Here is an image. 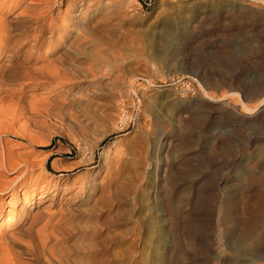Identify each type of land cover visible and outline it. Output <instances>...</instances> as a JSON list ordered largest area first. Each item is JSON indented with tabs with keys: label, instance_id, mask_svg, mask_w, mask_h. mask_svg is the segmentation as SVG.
Listing matches in <instances>:
<instances>
[{
	"label": "rangeland",
	"instance_id": "rangeland-1",
	"mask_svg": "<svg viewBox=\"0 0 264 264\" xmlns=\"http://www.w3.org/2000/svg\"><path fill=\"white\" fill-rule=\"evenodd\" d=\"M23 16L47 77L0 90V244L43 209L56 264H264V0H0V42Z\"/></svg>",
	"mask_w": 264,
	"mask_h": 264
},
{
	"label": "bare ground",
	"instance_id": "bare-ground-1",
	"mask_svg": "<svg viewBox=\"0 0 264 264\" xmlns=\"http://www.w3.org/2000/svg\"><path fill=\"white\" fill-rule=\"evenodd\" d=\"M52 2H53V0H52ZM48 3L44 2L41 6L45 7L46 5H48ZM50 5H52V4H50ZM38 16H39V14H38ZM38 16H36V17H38ZM3 19H6V18L4 17ZM10 19H12V18H10ZM19 20H21V21L19 22V21H17V19H12V21L10 20L11 21L10 23L8 22L4 26H2L3 29H4L3 30L4 33L1 36V42H0V72H5V70L6 71L8 70L10 72V77L4 78V76L5 75L7 76L8 74H5L3 76L0 73L1 77L3 76V79H0V90L2 88L7 90V87H9V88L13 87L16 83L13 86H11V85H12V82H13V80L15 78L12 80V82H11V79L13 77H15V76H18L20 78V81H21V79H25L27 81L28 80H30V81L32 80L34 82L35 81H39V79L45 80V78L47 77L46 75H44L45 74L44 72H40V71H38V69L37 70L34 69V68L32 69V66L30 67V66L26 65L25 61H24L26 59V62H27L28 58H29V54L33 53V50L36 49V45L38 44L37 38H38L39 35L36 37L35 42L32 43L31 46L26 48V50H25L26 53H24L26 55H25V57H23V61L19 62L17 60L16 56H18V55H16L15 51H16V48L18 47V45L20 44V42L23 41L22 40L23 38L20 39L21 37H23L20 34L24 30L23 27L25 26V24L28 23L29 21H31V18H29V16H27V17H24V18L19 19ZM13 22H19V23H13ZM2 23L4 24L5 22H3V20H2ZM38 23L37 24L35 23V26H34V29H33V33H31L29 35H33L34 33H35L34 35H36V32L37 33H44L43 32V30H45L44 25L41 24V23L40 24H38ZM48 32L50 33L51 29ZM22 34H24V33H22ZM19 35L21 37H19ZM24 37H26V36H24ZM6 73H8V72H6ZM17 80H18V78H16V81ZM16 81H14V82H16ZM24 82H26V81H24ZM24 86H25V83H24ZM258 106L259 107L264 106V97L259 100V105ZM245 108H246V110H248V112L253 110L252 108H250L247 105H245ZM247 123H249V122H247ZM248 138H250V137H248ZM247 140L250 141L251 139H247ZM168 143H169V145H171V143L169 141H168ZM169 147L170 146H168V149H169ZM168 149L165 150L166 154H169V150ZM14 162H13V159H12V155L10 153L9 154H4V158H3L2 162H0V166L3 167L5 165L4 167L12 169V168H14L16 166ZM252 170L256 171L257 170L256 166H254ZM163 171H164L163 174H162V176L164 178L163 181L167 182V178H166L167 170L164 169ZM245 174L248 175V172H246ZM250 174H251V172H250ZM247 179H248V177H247ZM257 181L258 180L255 179V178L254 179H250V181H248V183L246 185L248 187L252 186V185H255L257 183ZM43 195H44L43 193H41L39 195V200H37L38 204L42 201L41 199L44 197ZM29 202L35 203V202H33V196H32V198H30V195L25 194L24 197H23V200H22V206L23 207L30 206ZM249 202L246 201L245 203H243L244 207H243V205H242V207L244 208V211H249V209L252 207V206H250L252 204H249ZM29 210L30 209L28 208L27 211H29ZM43 212H44L43 209L40 210L39 213L33 218L32 222L30 221L31 223L29 224V226H23L21 223H20L21 225L20 224L19 225L15 224V225H17V227H16V230H15L14 234L15 233H20L21 231L24 232V233H30L29 234L30 235V239L28 241H26V242L25 241H19L20 239L16 240V239H14L13 237H11L9 235L8 236H4L2 238V242L0 244V264H56L54 259L51 256L52 253H48L47 250L45 249V243H44V241L42 239L43 237H41V235H40V231L39 230L37 231L36 229L34 230L35 225L39 224V222L43 220L42 219L43 217H45V216L47 217V215L44 214L45 212L44 213ZM14 214L15 213H14L13 210L12 211L9 210V214L7 215V217L0 223V231L5 229V226L7 225V223L13 220ZM164 221H166V220H164ZM18 222H19V220H18ZM23 222H24V220H23ZM170 222H171V220H170ZM167 223H169V221ZM173 225H174V223H173ZM172 227L173 226H172L171 223L169 225H167V229H169V230H171ZM169 233H174V232H169ZM170 236H171V234H170ZM172 238H173V235H172ZM1 245H3V246H1ZM85 264H97V255L94 258H92L90 262H87Z\"/></svg>",
	"mask_w": 264,
	"mask_h": 264
}]
</instances>
